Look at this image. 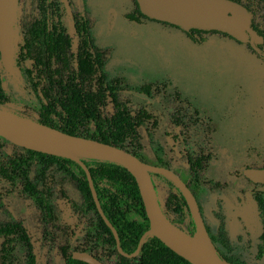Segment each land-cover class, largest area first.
I'll return each instance as SVG.
<instances>
[{
	"label": "rangeland",
	"instance_id": "rangeland-1",
	"mask_svg": "<svg viewBox=\"0 0 264 264\" xmlns=\"http://www.w3.org/2000/svg\"><path fill=\"white\" fill-rule=\"evenodd\" d=\"M21 1L27 13L34 9L35 0ZM69 1L74 11L85 12L94 43L107 51L108 77H126L129 86L120 92L121 99L147 116L141 159L160 158L178 174L185 169V155L207 156L206 166L188 171L185 181L193 188L216 249L231 263L264 264V210L257 201L258 195L264 199V187L256 188L243 175L244 168L264 165V60L245 43L220 33H204L201 43H195L180 28L140 17L134 0ZM6 82L5 108L36 120L41 101L23 63ZM145 83L162 89L144 95L138 87ZM178 116L183 121L180 127L174 123ZM29 175L35 182V172ZM155 183L163 214L188 234L185 210L165 206L175 189L159 177ZM45 187L54 204L60 187L81 202L80 191L58 165L47 169ZM12 190L0 182V224L20 222L27 227L37 264H63L60 248L69 244L65 223L59 220L60 229L52 231L45 244L37 243V213L30 201ZM56 215L60 219L58 208ZM2 242L0 236V264H8L9 259L24 264L18 245L9 255L1 250Z\"/></svg>",
	"mask_w": 264,
	"mask_h": 264
},
{
	"label": "trees",
	"instance_id": "trees-1",
	"mask_svg": "<svg viewBox=\"0 0 264 264\" xmlns=\"http://www.w3.org/2000/svg\"><path fill=\"white\" fill-rule=\"evenodd\" d=\"M234 1L243 4L251 13V27L262 37V41L256 44L264 52V0ZM134 3L140 17L159 21L147 17L139 10L136 0ZM90 29L87 16H76L72 21L61 0H35L34 9L29 13L24 6L19 7L15 62L16 67L24 64L31 88L41 101L36 120L69 134L124 148L141 159L142 131L146 127L147 116L143 110H132L128 99H121L120 92L129 86L128 81L125 76L108 77L104 69L107 51L94 43ZM208 32L234 39L218 30L190 28L184 31L198 44L202 34ZM6 76L8 74L0 63V108L14 113L5 108L9 97ZM161 89L155 83L138 87V91L147 96L158 94ZM174 93L179 97L176 90ZM174 123L180 127L182 116H178ZM8 143L0 136V182H6L12 191L33 205L37 213V243L45 244L49 234L60 229L59 220L65 223L69 244L60 248L63 264H88L72 258L73 250L89 252L104 264L111 261L114 264H191L154 235L145 237L137 255L126 257L119 253L112 230L96 208L86 173L76 161L22 147L17 149ZM205 158L207 156L192 158L185 155V169L178 173L179 176L185 181L188 171L206 166ZM82 161L90 171L101 209L118 234L120 249L127 254L133 253L140 236L148 228V218L134 176L125 166L113 161L96 158H83ZM147 162L169 167L160 158ZM54 164L68 173L80 191V203L70 198L63 187L59 188L56 204L53 203L52 193L45 187V179L47 169ZM31 171L35 172V182L29 175ZM150 175L164 179L177 191L168 195L165 205L174 211L185 210L188 233L194 235L196 227L180 190L164 175L154 172ZM253 184L256 188L264 187L261 183ZM188 186L193 191L189 183ZM257 201L260 209L264 210V199L258 195ZM57 208L61 210L60 219L56 215ZM0 236L3 238V252L10 255L18 245L23 252L24 264H37L35 242L26 226L20 222L0 224ZM262 237L264 239V219ZM8 264H13L12 260L9 259ZM233 264L245 263L235 261Z\"/></svg>",
	"mask_w": 264,
	"mask_h": 264
},
{
	"label": "water",
	"instance_id": "water-1",
	"mask_svg": "<svg viewBox=\"0 0 264 264\" xmlns=\"http://www.w3.org/2000/svg\"><path fill=\"white\" fill-rule=\"evenodd\" d=\"M68 15L72 16L69 0H61ZM139 10L147 17L173 24L184 31L190 28L225 32L239 42H249L259 52L256 42L262 37L251 27L252 16L247 8L234 0H136ZM19 13V0H0V61L4 69L14 73L15 23ZM0 136L22 148L67 157L76 161L85 171L96 208L110 227L116 248L126 257L138 254L148 235H154L172 251L191 264H233L218 253L207 230L197 199L188 185L172 169L143 161L130 151L98 139L69 134L58 128L42 124L0 108ZM83 158L104 159L125 166L134 176L148 218V228L140 236L135 251L124 253L119 247L118 234L105 217L99 204L91 174ZM159 173L171 180L182 193L197 232L202 231V244L183 237L191 236L176 227L159 207L150 173ZM243 175L254 183L264 182V166L247 167ZM172 229V230H171ZM195 234V233H194ZM72 258L88 264H104L93 254L73 250Z\"/></svg>",
	"mask_w": 264,
	"mask_h": 264
},
{
	"label": "flooded vegetation",
	"instance_id": "flooded-vegetation-1",
	"mask_svg": "<svg viewBox=\"0 0 264 264\" xmlns=\"http://www.w3.org/2000/svg\"><path fill=\"white\" fill-rule=\"evenodd\" d=\"M62 2V1H61ZM69 3H70V1H69ZM23 4H22V1L21 0H19V7L21 6V8L23 7L22 6ZM63 6H64V4H63ZM70 6H71V9H72V5H71V3H70ZM64 8H65V6H64ZM66 10V9H65ZM67 12V11H66ZM72 16H70V15H68L70 18H71V20L73 21L74 19H75V17L76 16H85L86 14H85V12L84 11H81V12H77V11H74L73 9H72ZM68 14V13H67ZM18 18V17H17ZM15 25L17 26V20H16V23H15ZM16 26H15V28H14V31L16 30ZM184 31V30H183ZM15 33H16V31H15ZM221 34V33H220ZM228 37V36H227ZM235 39V38H234ZM15 40H16V34H15ZM236 40V39H235ZM236 41H238V40H236ZM238 43H245L247 46H248V48L253 52V53H255L258 57H260V58H264V52H261L260 51V49H259V52H257V51H255L253 48H251V46H250V44H249V42L247 41V42H239L238 41ZM256 44V43H255ZM257 45V44H256ZM15 52H16V48H15ZM14 59H15V53H14ZM264 60V59H263ZM0 63H1V61H0ZM21 64V63H20ZM2 65V64H1ZM20 65H18L17 67H16V62H15V64H14V73L13 74H10V73H8L5 69V71L7 72V74H8V76H12V77H15L17 74H18V67H19ZM3 67V66H2ZM4 68V67H3ZM27 75V74H26ZM7 77V76H6ZM9 142V141H8ZM153 164V163H152ZM157 165V164H156ZM161 166V165H160ZM169 168V167H168ZM175 172V171H174ZM176 173V172H175ZM155 177L156 176H151V178H152V181L154 182V185H155V191H156V196H157V189H156V183H155ZM181 178V177H180ZM182 179V178H181ZM183 180V179H182ZM249 180V179H248ZM184 181V180H183ZM185 182V181H184ZM187 185H188V183L187 182H185ZM254 183V182H253ZM262 184V183H261ZM189 187V186H188ZM191 190V189H190ZM192 191V190H191ZM174 192H177L176 190L174 191ZM193 192V191H192ZM170 194V193H169ZM168 194V195H169ZM193 194H194V192H193ZM168 195H167V197H168ZM195 195V194H194ZM183 196V195H182ZM167 197H166V200H165V204H166V201H167ZM196 197V196H195ZM158 199V198H157ZM197 199V198H196ZM198 202V201H197ZM199 205V204H198ZM166 206V205H165ZM200 208V207H199ZM201 211V210H200ZM187 223H188V219H187Z\"/></svg>",
	"mask_w": 264,
	"mask_h": 264
},
{
	"label": "bare ground",
	"instance_id": "bare-ground-1",
	"mask_svg": "<svg viewBox=\"0 0 264 264\" xmlns=\"http://www.w3.org/2000/svg\"><path fill=\"white\" fill-rule=\"evenodd\" d=\"M172 230V229H171ZM183 237L195 244H202V240H203V236H202V231L198 230L197 232H195L194 235L192 236H187V235H183Z\"/></svg>",
	"mask_w": 264,
	"mask_h": 264
}]
</instances>
